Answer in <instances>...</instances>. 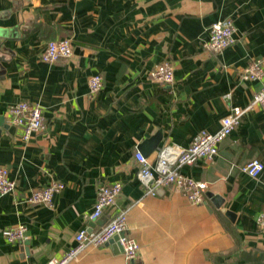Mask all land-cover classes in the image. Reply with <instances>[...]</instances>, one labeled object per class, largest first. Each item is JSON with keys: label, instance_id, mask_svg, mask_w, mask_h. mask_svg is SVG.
I'll list each match as a JSON object with an SVG mask.
<instances>
[{"label": "crops", "instance_id": "0c3cea01", "mask_svg": "<svg viewBox=\"0 0 264 264\" xmlns=\"http://www.w3.org/2000/svg\"><path fill=\"white\" fill-rule=\"evenodd\" d=\"M235 42L208 51V26L224 18ZM68 37L72 53L40 59L46 43ZM264 58V0H0V166L16 183L0 194V264H45L75 244V233L97 230L126 210L127 232L139 245L138 264H264V109L256 106L217 147L212 161L182 165V174L208 183L200 204L171 187L146 193L134 153L160 131L154 161L166 141L187 147L200 130L216 131L231 106H246L261 85L243 69ZM164 62L173 80L150 71ZM103 77L96 94L89 78ZM229 94V98L225 95ZM26 100L42 109L44 129L29 140L8 120L9 105ZM64 187L50 204L30 203L35 189ZM120 182L112 210L87 215L100 183ZM207 193H210L208 195ZM217 201L220 204L217 205ZM26 226L9 242L5 227ZM70 264H130L112 241L88 247Z\"/></svg>", "mask_w": 264, "mask_h": 264}, {"label": "built area", "instance_id": "2783aa9c", "mask_svg": "<svg viewBox=\"0 0 264 264\" xmlns=\"http://www.w3.org/2000/svg\"><path fill=\"white\" fill-rule=\"evenodd\" d=\"M207 29L208 39L203 46L208 51L220 52L235 42V28L232 19L229 17L211 23ZM71 53V40L64 37L48 41L41 52L40 59L43 62L54 63L68 58ZM150 76L154 81L161 84L170 83L173 80V67L169 62H164L154 67L150 71ZM241 76L248 80H260L262 85L246 106H231L228 113L221 118L220 126L216 131L200 130L187 147L166 141L159 148L154 161H151L140 151L134 153L138 165L137 176L145 187L146 193L153 195L159 188L171 187L190 203H202L204 193L208 189V183L182 174L181 166L191 165L199 159L212 161L217 155L218 144L237 127L243 115L256 106L264 109V58L252 60L243 69ZM88 84L90 93L96 94L103 87V77L100 74H94L89 78ZM229 96L226 94L225 98H229ZM7 112L8 120L18 127L20 137L23 140L31 139L44 129L42 109L37 104L21 100L9 105ZM263 169V162L256 158L248 160L241 167L244 173L254 178L258 177ZM15 187L16 183L9 177L8 168L0 166V194L12 192ZM63 187L61 182H51L32 191L27 201L50 204L54 194ZM121 190L122 184L120 182L100 183L96 190V200L87 217L94 221L106 211L112 210L111 208ZM256 220L258 225L264 228V210L258 213ZM126 221L127 212L121 210L113 213L97 230L89 231L87 227L79 229L74 235L75 244L60 257L48 259L45 264H70L78 261L88 247L104 245L115 236L118 237L117 242L121 246L122 255L125 259L130 264H138L139 245L128 234ZM2 235L9 242L21 241L26 237V226L17 224L5 227L2 230Z\"/></svg>", "mask_w": 264, "mask_h": 264}, {"label": "water", "instance_id": "95a60500", "mask_svg": "<svg viewBox=\"0 0 264 264\" xmlns=\"http://www.w3.org/2000/svg\"><path fill=\"white\" fill-rule=\"evenodd\" d=\"M7 125L4 124V117L0 116V132H1V127H6ZM161 139V133L160 131H158L157 133H155L154 135H152L150 138L144 140L142 143H140L138 150L144 155V156H148L152 151H154ZM208 195H210V193H207ZM217 205L220 204V201L216 202ZM117 236H115L114 238H112L108 243L112 242V241H117Z\"/></svg>", "mask_w": 264, "mask_h": 264}]
</instances>
